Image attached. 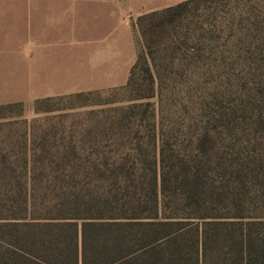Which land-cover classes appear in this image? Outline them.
I'll use <instances>...</instances> for the list:
<instances>
[{"label":"trees","instance_id":"trees-1","mask_svg":"<svg viewBox=\"0 0 264 264\" xmlns=\"http://www.w3.org/2000/svg\"><path fill=\"white\" fill-rule=\"evenodd\" d=\"M222 1L139 15L125 84L34 101L45 127L0 145V264H264V49Z\"/></svg>","mask_w":264,"mask_h":264},{"label":"crops","instance_id":"crops-1","mask_svg":"<svg viewBox=\"0 0 264 264\" xmlns=\"http://www.w3.org/2000/svg\"><path fill=\"white\" fill-rule=\"evenodd\" d=\"M181 0H0V105L126 83L136 18Z\"/></svg>","mask_w":264,"mask_h":264},{"label":"rangeland","instance_id":"rangeland-1","mask_svg":"<svg viewBox=\"0 0 264 264\" xmlns=\"http://www.w3.org/2000/svg\"><path fill=\"white\" fill-rule=\"evenodd\" d=\"M221 4L224 5L223 11L228 6L230 8L229 13H233L234 15L232 16L234 20L233 34L229 33L230 38L234 41L233 50L241 55L257 47L264 49V0H223ZM251 10L253 14L250 13ZM228 19V11L223 15L222 12L218 13L219 24L226 25V20ZM250 23H254L258 30L250 37L244 38L243 31L248 30ZM136 45L138 50L139 37ZM110 88L112 87L94 86L91 89L106 90ZM0 113L3 115L0 117V145L7 143L9 140L8 135L16 136L17 134L24 133L32 125L37 130L45 127L42 114L35 113L34 110L27 108L23 104L21 107L12 106L7 109H0Z\"/></svg>","mask_w":264,"mask_h":264}]
</instances>
